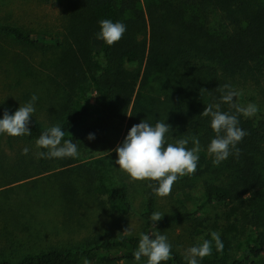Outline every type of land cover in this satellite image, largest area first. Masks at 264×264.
Instances as JSON below:
<instances>
[{
  "label": "trees",
  "instance_id": "obj_1",
  "mask_svg": "<svg viewBox=\"0 0 264 264\" xmlns=\"http://www.w3.org/2000/svg\"><path fill=\"white\" fill-rule=\"evenodd\" d=\"M65 0L55 34L34 31L23 26L0 23V60L9 56V45H57L60 51L46 65V80L55 93L50 124L30 117L28 140H37L48 128L60 125L64 139L77 144L78 151L104 143L111 121L125 123L123 144L131 127L147 120H158L171 127L167 143L189 139L187 148L200 143V159L189 177L203 179V199L194 210L172 211L155 222L169 227L193 223L196 234L205 226L201 218L214 204L229 203L228 221L222 226V240L232 246V237L255 229L250 241L243 243L232 260L210 264H264V117L238 116L246 135L231 149L219 166L208 146L216 133L211 117L202 112L208 104H220L222 112L235 109L221 103L220 86H238L250 82L259 89L264 108V0ZM110 19L126 25L122 39L109 46L99 36L100 21ZM98 46V50H96ZM105 60L98 77V87L106 92L109 111L85 126L89 107L77 104L79 89L90 80L97 56ZM131 62L136 66L131 67ZM203 89V90H202ZM235 102H238L234 98ZM5 111L15 110L0 104V119ZM95 138L88 139L89 134ZM63 143V141H62ZM48 149L41 148V152ZM38 174L47 173L56 185L57 198L69 218L79 214L91 200L109 213L121 208L126 215L134 212L126 183L107 190L97 185V172L76 157L41 158ZM28 173L16 177L20 181ZM152 187H149V185ZM158 184L148 181L146 209L141 216L157 211L158 196L152 191ZM106 195L107 200L100 198ZM235 219H231L232 217ZM154 238V237H150ZM140 235L114 239L96 238L85 248L52 247L47 251L27 253L18 262L0 255V264H117L137 262L134 252ZM170 243V242H169ZM172 256L162 264H187L184 254L173 243ZM147 262L142 257L137 263Z\"/></svg>",
  "mask_w": 264,
  "mask_h": 264
},
{
  "label": "rangeland",
  "instance_id": "obj_2",
  "mask_svg": "<svg viewBox=\"0 0 264 264\" xmlns=\"http://www.w3.org/2000/svg\"><path fill=\"white\" fill-rule=\"evenodd\" d=\"M65 0H0V23H11L34 31L55 34L60 24L59 16ZM144 3V0L143 2ZM9 56L0 60V104L15 111L20 105L31 100L33 94L38 99L34 104L33 119L49 125L53 105L54 89L45 78L43 70L49 60L56 56L60 47L50 44L37 46L9 45ZM98 50V46H96ZM105 60L97 56V64L92 70L89 82L79 89L77 104L89 107L85 126L107 114L109 111L106 92L98 87V77ZM131 67L136 66L131 62ZM240 93L236 100L241 106L249 103L258 107L251 116L264 117V108L259 89L246 82L238 86ZM125 123L111 121L106 138L99 146H89L78 151L77 161L88 164L97 172V185L107 190L119 188L126 183L134 212L126 215L121 208L108 212L89 200L74 218H69L57 198L54 181L47 173L38 174L42 168L36 140L23 136L12 137L0 134V255L18 262L27 253L47 251L52 247L65 249L85 248L96 238L114 239L123 235H140L146 232L152 236L153 223H148L141 214L146 209V189L148 180L133 181L115 163L118 154L114 151L124 135ZM27 147L29 152L23 154ZM28 173V177L15 181L16 177ZM100 198L107 200L106 195ZM203 199V179L189 177L173 186L171 194L157 199V211L167 214L179 209L194 210ZM229 203L214 204L199 219H205V226L199 234L195 233L193 223H180L174 226L155 229L167 236L184 254L185 250L202 242L211 240L213 231L222 235V226L228 221ZM231 219H235L233 216ZM130 229L128 234H123ZM255 229L245 235L232 237V246L224 244L223 252H218L212 242V254L199 260V264H210L218 260H232L243 243L250 241ZM117 264H146V262H119Z\"/></svg>",
  "mask_w": 264,
  "mask_h": 264
},
{
  "label": "clouds",
  "instance_id": "obj_3",
  "mask_svg": "<svg viewBox=\"0 0 264 264\" xmlns=\"http://www.w3.org/2000/svg\"><path fill=\"white\" fill-rule=\"evenodd\" d=\"M100 38L109 46L119 42L126 32V25L122 22H113L110 19H103L100 22ZM203 90V89H202ZM221 103L228 104L235 109V113L222 112L220 104H208L201 115L211 117V128L216 133L208 146V154L213 159V165L226 160L231 154V149H236L237 155L239 149L236 145L248 135L239 125V115L251 117L258 112L255 104L249 103L247 106H241L235 102L234 98L240 95L239 92L232 90L231 85L220 86ZM38 97L33 94L31 100L20 105L14 114L5 111L0 119V134L6 133L9 136L17 137L30 135L29 129L30 117L35 112L34 104ZM171 126L166 122L158 120L154 125L147 120L133 125L122 145H118L114 151L118 154L115 161L119 169L130 176L133 181H154L158 184L152 191L159 197H166L171 194L174 183L185 175H192L196 172L199 162L200 143L196 139L193 141L194 147L188 149L186 146L189 139H180L175 143L166 144V133ZM65 132L60 125H55L44 131L36 140L38 148L48 149L40 152L41 158H64L78 156L77 144L72 140L64 139ZM94 134H89L88 139H94ZM63 141V143H62ZM29 149L25 147L23 154L27 155ZM149 187H152L150 184ZM165 214L159 211L153 212L150 220L153 226L150 229L152 236L144 232L141 233L138 248L134 252V258L137 262L142 257L147 258L146 264H162L168 261L172 256V245L169 243L166 235L161 234L155 229V222L160 221ZM130 229H126L123 234H128ZM211 240L202 239V242L191 246L184 252V259L187 264H199V260L212 254V242L218 252H223L224 244L220 235L213 231ZM84 264H90L85 258Z\"/></svg>",
  "mask_w": 264,
  "mask_h": 264
}]
</instances>
